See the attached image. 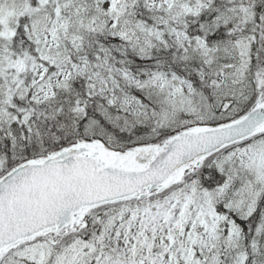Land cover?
I'll return each mask as SVG.
<instances>
[{"label":"snow or ice","instance_id":"obj_1","mask_svg":"<svg viewBox=\"0 0 264 264\" xmlns=\"http://www.w3.org/2000/svg\"><path fill=\"white\" fill-rule=\"evenodd\" d=\"M0 264H264V0H0Z\"/></svg>","mask_w":264,"mask_h":264}]
</instances>
